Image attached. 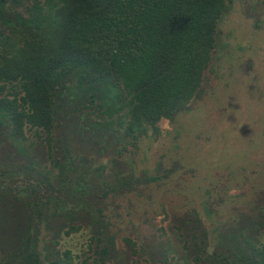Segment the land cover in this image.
<instances>
[{
    "label": "trees",
    "instance_id": "trees-1",
    "mask_svg": "<svg viewBox=\"0 0 264 264\" xmlns=\"http://www.w3.org/2000/svg\"><path fill=\"white\" fill-rule=\"evenodd\" d=\"M233 1L0 0V161L18 158L21 180L7 189L0 182V241L5 227L19 239L10 254L15 260L6 264H109L116 233L102 204L119 190L104 164L93 168L88 152L137 148L142 136L158 133L163 119L174 121L200 97L219 22ZM76 139L86 141L83 148L75 147ZM38 157L45 185L27 180ZM80 170L84 182L70 180ZM134 178L128 174L118 186ZM250 210L243 230L213 227L217 244L197 215L159 224L155 215L145 219V211L142 219L158 230L153 239L167 234L162 253L176 250L175 232L193 264H264V244L254 233L264 235V212ZM89 227L90 254L43 257V229L60 239Z\"/></svg>",
    "mask_w": 264,
    "mask_h": 264
},
{
    "label": "rangeland",
    "instance_id": "rangeland-1",
    "mask_svg": "<svg viewBox=\"0 0 264 264\" xmlns=\"http://www.w3.org/2000/svg\"><path fill=\"white\" fill-rule=\"evenodd\" d=\"M219 33L202 94L174 121L163 119L159 132L150 130L137 148L129 146L119 153V146L113 145L102 154L88 152L93 168L104 164L105 173L112 174L113 185L119 190L106 196L102 204L106 221L116 233L114 253L110 259L106 257L109 264H193L194 260L182 253L183 245L175 239V232L176 250L161 252L167 247V234L162 240L153 239L159 232L148 227L145 219L149 216L155 215L159 224L164 220L180 224L183 218L197 215L210 232V243L217 244L219 234L213 227L223 225L225 232L243 230L248 216L253 215L250 209L258 210L264 195V0L231 2L219 22ZM221 67L226 69L222 78L218 72ZM26 134L32 138L34 131L27 129ZM85 143L78 144L76 139L75 147L83 148ZM23 161L28 166L27 160ZM18 165V158L6 165L0 161V182L5 181L6 189L21 181ZM34 168L28 182L44 184L40 159ZM83 172L70 174V180L84 182ZM133 173L132 184L118 186V179ZM53 174L58 176V170ZM66 203L75 206L70 200ZM258 211L264 212V203ZM144 212L146 218L142 219ZM232 225L236 229L227 230ZM41 233L43 257L64 259L67 251L85 257L92 252L88 251L90 227L62 234L60 239L53 231L43 229ZM254 233L264 244L263 233ZM55 238L60 243H54ZM1 239L0 264L14 261L15 254H10L18 235L5 227Z\"/></svg>",
    "mask_w": 264,
    "mask_h": 264
}]
</instances>
